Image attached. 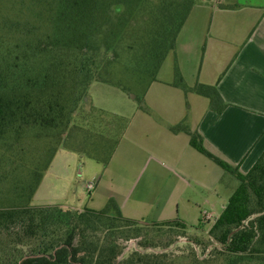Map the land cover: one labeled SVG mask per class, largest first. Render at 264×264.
<instances>
[{"label":"trees","instance_id":"1","mask_svg":"<svg viewBox=\"0 0 264 264\" xmlns=\"http://www.w3.org/2000/svg\"><path fill=\"white\" fill-rule=\"evenodd\" d=\"M37 2L32 0L38 11L19 20L6 15L0 0V264H264V152L243 174L209 152L202 136L183 123L170 131L188 135L193 149L239 182L208 231L213 244L207 258L125 252L141 230L118 232L132 229L133 222L122 218L113 200L100 211L31 204L59 149L107 166L127 121L88 106L90 86L117 85L147 113L149 86L134 92L114 70L135 82H155L195 0ZM175 75V86L208 99L217 114L224 110L215 86L188 89L178 69ZM33 140L46 143L41 169L25 166ZM119 238L127 241L122 245Z\"/></svg>","mask_w":264,"mask_h":264},{"label":"rangeland","instance_id":"2","mask_svg":"<svg viewBox=\"0 0 264 264\" xmlns=\"http://www.w3.org/2000/svg\"><path fill=\"white\" fill-rule=\"evenodd\" d=\"M212 1L195 0L192 14L182 27L178 41L176 39L174 51L161 65L147 104L144 96V106L152 109V115L139 111L137 103L117 85L95 82L90 86L88 106L124 118L127 121L124 135L105 167L71 151L60 153L32 200L33 206L59 203L67 207L65 209L100 211L113 200L122 218L133 222L132 229L118 232L129 234L134 228L141 230L139 238L132 237L129 241L119 238L122 245L127 241L125 252L166 250L178 257L196 256L200 260L212 253H207L213 244L208 231L239 182L193 149L187 135L174 137L170 125L183 123L190 129L193 120H199L204 114L209 101L181 89L173 91L166 84L178 83L175 69L185 86L196 81ZM1 5L6 15L19 20L30 19L31 11H38L32 0H1ZM116 69L113 76H121L118 79L127 81L134 92H141L142 86L146 92L151 86L135 82L125 73L122 76ZM180 117L183 120L175 124ZM27 145L25 166L41 169L46 143L33 140ZM20 171V178L25 179L26 169ZM90 182L94 188L88 192L86 186ZM175 223L185 224L186 230ZM194 241L198 243L191 245Z\"/></svg>","mask_w":264,"mask_h":264},{"label":"crops","instance_id":"3","mask_svg":"<svg viewBox=\"0 0 264 264\" xmlns=\"http://www.w3.org/2000/svg\"><path fill=\"white\" fill-rule=\"evenodd\" d=\"M155 84L156 81L146 92V104ZM166 84L173 91L183 90L173 83ZM196 84L215 86L226 107L217 114L208 104L201 118L193 120L190 130L202 136L209 152L239 166L240 172L246 174L264 152V0L212 1L201 65L196 81L186 86L190 89ZM148 108V115H152V109ZM177 120L175 124L183 118ZM181 134L186 135L173 133L174 137ZM63 151L68 150L57 151L33 199ZM34 206L67 208L59 203Z\"/></svg>","mask_w":264,"mask_h":264},{"label":"built area","instance_id":"4","mask_svg":"<svg viewBox=\"0 0 264 264\" xmlns=\"http://www.w3.org/2000/svg\"><path fill=\"white\" fill-rule=\"evenodd\" d=\"M86 188H87L88 192H91L93 190V188H94V184L92 182H90V183L87 184ZM205 218L206 219H210L209 216H205Z\"/></svg>","mask_w":264,"mask_h":264}]
</instances>
